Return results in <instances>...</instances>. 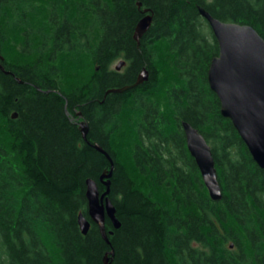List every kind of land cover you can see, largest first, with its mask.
Instances as JSON below:
<instances>
[{
	"label": "trees",
	"instance_id": "obj_1",
	"mask_svg": "<svg viewBox=\"0 0 264 264\" xmlns=\"http://www.w3.org/2000/svg\"><path fill=\"white\" fill-rule=\"evenodd\" d=\"M200 6L264 38V0H0V264H264V169L209 85L220 47ZM88 179L117 209L107 238Z\"/></svg>",
	"mask_w": 264,
	"mask_h": 264
},
{
	"label": "water",
	"instance_id": "obj_2",
	"mask_svg": "<svg viewBox=\"0 0 264 264\" xmlns=\"http://www.w3.org/2000/svg\"><path fill=\"white\" fill-rule=\"evenodd\" d=\"M199 10L220 47L208 70L209 85L220 99L222 114L233 122L254 160L264 169V38L250 25L222 21L202 6ZM151 23L152 15H146L139 21L135 33L137 40L150 28ZM124 64V60L120 61L116 69L121 70ZM147 79L148 74L144 70L137 83ZM125 89L127 87L109 92H122ZM183 128L188 149L200 168L211 198L221 199L222 187L210 144L189 122L184 121ZM81 129L86 136L87 122L81 123ZM86 183L89 215L107 238L106 218L112 221L115 228L121 226L116 206L109 196V190L102 193L93 179H88ZM105 184L110 186L109 181ZM79 224L82 232L87 234L91 223L83 213L79 215Z\"/></svg>",
	"mask_w": 264,
	"mask_h": 264
},
{
	"label": "rangeland",
	"instance_id": "obj_3",
	"mask_svg": "<svg viewBox=\"0 0 264 264\" xmlns=\"http://www.w3.org/2000/svg\"><path fill=\"white\" fill-rule=\"evenodd\" d=\"M121 59H118L114 64H113V67H115L119 62H120ZM123 69V68H122Z\"/></svg>",
	"mask_w": 264,
	"mask_h": 264
},
{
	"label": "flooded vegetation",
	"instance_id": "obj_4",
	"mask_svg": "<svg viewBox=\"0 0 264 264\" xmlns=\"http://www.w3.org/2000/svg\"><path fill=\"white\" fill-rule=\"evenodd\" d=\"M126 66H127V63L125 62V64L123 65V67H122V68H125ZM122 68H121V69H122Z\"/></svg>",
	"mask_w": 264,
	"mask_h": 264
}]
</instances>
